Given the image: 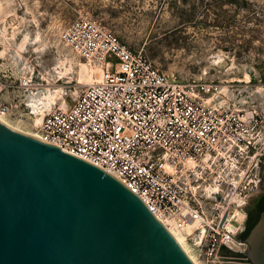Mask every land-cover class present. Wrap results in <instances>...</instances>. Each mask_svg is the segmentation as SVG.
<instances>
[{"label": "built area", "instance_id": "obj_1", "mask_svg": "<svg viewBox=\"0 0 264 264\" xmlns=\"http://www.w3.org/2000/svg\"><path fill=\"white\" fill-rule=\"evenodd\" d=\"M62 39L82 60L98 66L101 77L85 85L68 108L46 113L37 138L113 175L175 230L193 226L187 241L202 264H230L222 249L230 250L228 241L236 235L225 225L231 202L224 200L228 182L219 172L231 158L251 157L242 188L263 157L258 112L215 105L209 96L216 85L163 73L80 12ZM28 86L18 81L17 88ZM9 109L0 102V114ZM211 183L219 191L207 196L204 187Z\"/></svg>", "mask_w": 264, "mask_h": 264}, {"label": "rangeland", "instance_id": "obj_2", "mask_svg": "<svg viewBox=\"0 0 264 264\" xmlns=\"http://www.w3.org/2000/svg\"><path fill=\"white\" fill-rule=\"evenodd\" d=\"M78 12L95 19L165 74L230 86L229 103L216 101L256 110L264 130V0H0V102L9 104L6 120L13 127L36 134L26 89L17 88L20 79L26 80L15 61L24 36L28 60L37 57L44 67L65 70L56 83L62 92L52 109L62 108L63 100L68 108L74 102L72 93L84 88L78 77L88 63L62 39ZM41 70L36 67L32 75L37 85L46 83ZM235 188L224 186V193H233L224 200H230L232 210L243 198L240 208L246 217L264 193V154L250 168L242 188ZM245 224L235 230L239 243ZM244 250L243 243L222 253L230 257V264H246Z\"/></svg>", "mask_w": 264, "mask_h": 264}, {"label": "water", "instance_id": "obj_3", "mask_svg": "<svg viewBox=\"0 0 264 264\" xmlns=\"http://www.w3.org/2000/svg\"><path fill=\"white\" fill-rule=\"evenodd\" d=\"M264 264V210L242 241ZM0 264H194L102 168L0 120Z\"/></svg>", "mask_w": 264, "mask_h": 264}, {"label": "bare ground", "instance_id": "obj_4", "mask_svg": "<svg viewBox=\"0 0 264 264\" xmlns=\"http://www.w3.org/2000/svg\"><path fill=\"white\" fill-rule=\"evenodd\" d=\"M64 33V32H63ZM26 40L27 36H24L22 38L21 44L18 47V50L15 52L16 54V62L18 63L21 71L23 72L24 77L26 78V81L29 82V86L26 88V92L28 94V103L30 109V114L33 115L34 118V125L35 127H38L40 122L43 119V116L48 113L50 110H52V106L55 102V99L58 95L61 94L62 89L60 85L56 84L58 81H60L62 78V75L65 74V70L63 69H57L56 67H44L41 64V61L38 60L36 57L34 62L31 60H28L24 54H26ZM36 67H42V70L40 71V76L46 83L42 84H35L32 81V75L35 72ZM101 77V69L98 67V71L95 70V68L91 64H86V72L80 77H78V84L80 86H85L89 83H93L96 81H99ZM245 83H248V78L246 77ZM52 89V91H51ZM45 90L46 92H44ZM83 90V89H82ZM79 94L77 92H73V100L77 98ZM232 91H230V86L227 85H220L216 87V91L212 93L211 97L209 98L210 102H213L215 105H223L227 106L223 103H229L228 100L230 97H232ZM62 98H64L62 96ZM220 102H223L222 104ZM64 100L61 104L63 106L62 108H65L64 106ZM6 114H0V120L9 126L10 128L27 134L29 136H32L34 138H37L36 134L27 133L24 131L19 130L16 127H13L7 120H6ZM243 159L242 161H239L237 159L231 158L227 160L224 163V171L219 172V177L224 176L228 178L227 182L232 187H237L240 183V180L243 178L248 166L251 163V157L247 160ZM191 167L192 164L188 163ZM219 186L216 185V183L207 184L204 187L205 194L207 196H211L213 192L219 191ZM226 198H230V195H233V193H224ZM238 198V197H237ZM238 202V205L234 207L230 212L228 213V218L225 222L226 228L232 233L233 236H235V230L237 226H241L242 222L244 221L245 214L243 210L240 208V205L243 201V198H238L236 200ZM158 219L168 228L169 232L174 236V238L177 240V242L182 246L186 254L189 256V258L193 261L194 264H202L201 261L197 258V254L193 253L194 249H192L187 241V237L190 235V233L193 230V226H186L180 230H175L170 222L165 219L162 216H158ZM240 230V229H239ZM238 230V231H239ZM228 245L232 249L238 248L240 245H243V243H239L237 239L232 238L228 241Z\"/></svg>", "mask_w": 264, "mask_h": 264}, {"label": "flooded vegetation", "instance_id": "obj_5", "mask_svg": "<svg viewBox=\"0 0 264 264\" xmlns=\"http://www.w3.org/2000/svg\"><path fill=\"white\" fill-rule=\"evenodd\" d=\"M262 205H264V193H262L254 202V205L252 206V208H250V210H248V213L246 214L245 217V221L246 224L244 226V230L251 224H255L256 221L258 220L261 212L264 210L261 209ZM253 224V225H254ZM247 236V235H246ZM240 239H242V241L245 239L243 237H241ZM251 264V263H250Z\"/></svg>", "mask_w": 264, "mask_h": 264}, {"label": "trees", "instance_id": "obj_6", "mask_svg": "<svg viewBox=\"0 0 264 264\" xmlns=\"http://www.w3.org/2000/svg\"><path fill=\"white\" fill-rule=\"evenodd\" d=\"M264 208V205H262L261 209ZM254 224V223H253ZM253 224L249 225L241 234V237L245 238L246 235L248 234L249 230L252 228Z\"/></svg>", "mask_w": 264, "mask_h": 264}]
</instances>
